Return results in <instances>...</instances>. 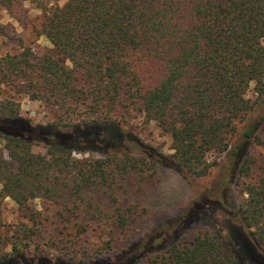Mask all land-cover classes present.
I'll list each match as a JSON object with an SVG mask.
<instances>
[{
  "label": "trees",
  "instance_id": "obj_1",
  "mask_svg": "<svg viewBox=\"0 0 264 264\" xmlns=\"http://www.w3.org/2000/svg\"><path fill=\"white\" fill-rule=\"evenodd\" d=\"M27 1L0 6L21 21ZM37 6L50 48L0 57V264H264V155L252 152L264 149V0ZM23 99L49 122L23 118ZM151 123L172 153L146 140ZM215 168L180 213L142 232L161 171L198 185ZM8 198L21 216L11 228Z\"/></svg>",
  "mask_w": 264,
  "mask_h": 264
},
{
  "label": "rangeland",
  "instance_id": "obj_2",
  "mask_svg": "<svg viewBox=\"0 0 264 264\" xmlns=\"http://www.w3.org/2000/svg\"><path fill=\"white\" fill-rule=\"evenodd\" d=\"M39 0H28L25 4L27 14L21 21L12 18L8 12L0 6V23L7 25L10 32L9 36H0V57L12 52L20 50V46H31L36 54H43L50 48V43L45 36L39 34L41 23L43 20V12L37 6ZM253 87V86H252ZM251 96H253L251 94ZM21 116L36 125L39 123H47L52 118V113L42 102L22 100ZM146 140L154 145L162 148L167 153H172L171 138L161 134L160 130L153 123L146 130ZM37 152H45L46 149L41 146L35 147ZM252 152L256 155H264L263 148L252 147ZM83 155H78L82 157ZM87 156V155H86ZM214 158H212L213 160ZM219 162L223 164L224 159ZM220 168H215L208 179L201 180V184L191 185L179 173L173 170H164L160 173V181L156 186L148 191L144 200L149 199V215L143 221L142 232H147L152 226L160 225L169 220L174 214L180 213L187 204L198 193L202 185H207L219 173ZM227 199L230 203L238 206L239 196L234 184L227 191ZM35 205L39 209H46L51 213V204H43L36 201ZM3 218L8 228L13 227L21 218L17 205L9 198L4 201ZM216 230L220 232L222 237L228 242V231L226 222L223 218L213 219ZM137 231V229H135ZM132 234V233H131ZM133 239V236H132ZM93 241L96 242L95 239ZM138 264H143L139 262Z\"/></svg>",
  "mask_w": 264,
  "mask_h": 264
}]
</instances>
